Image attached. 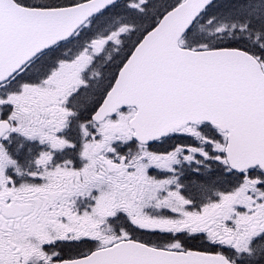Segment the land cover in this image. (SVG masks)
Returning a JSON list of instances; mask_svg holds the SVG:
<instances>
[{
	"label": "snow or ice",
	"instance_id": "1",
	"mask_svg": "<svg viewBox=\"0 0 264 264\" xmlns=\"http://www.w3.org/2000/svg\"><path fill=\"white\" fill-rule=\"evenodd\" d=\"M0 264H264V0H0Z\"/></svg>",
	"mask_w": 264,
	"mask_h": 264
}]
</instances>
